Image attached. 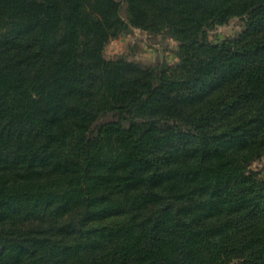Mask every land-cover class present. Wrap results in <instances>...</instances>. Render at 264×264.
<instances>
[{
  "label": "trees",
  "instance_id": "1",
  "mask_svg": "<svg viewBox=\"0 0 264 264\" xmlns=\"http://www.w3.org/2000/svg\"><path fill=\"white\" fill-rule=\"evenodd\" d=\"M263 156L264 0H0V264H264Z\"/></svg>",
  "mask_w": 264,
  "mask_h": 264
},
{
  "label": "rangeland",
  "instance_id": "2",
  "mask_svg": "<svg viewBox=\"0 0 264 264\" xmlns=\"http://www.w3.org/2000/svg\"><path fill=\"white\" fill-rule=\"evenodd\" d=\"M123 6L125 7V5ZM124 7L121 10V15L126 18ZM243 25V19L235 17L227 24L217 25L210 29L208 38L215 42L235 36L242 30ZM176 48L177 42L165 34L154 35L138 28H130L129 31L108 41L104 48V56L106 58L125 57L143 65L156 64L161 61L174 63L177 60ZM115 118L113 113L104 114L98 119L97 125ZM250 168L259 173H264V156L253 161Z\"/></svg>",
  "mask_w": 264,
  "mask_h": 264
}]
</instances>
